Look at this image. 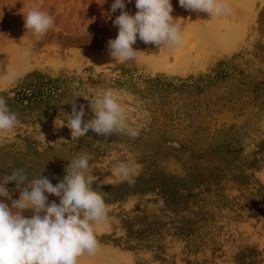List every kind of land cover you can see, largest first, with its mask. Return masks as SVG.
I'll use <instances>...</instances> for the list:
<instances>
[{"label":"rangeland","instance_id":"obj_1","mask_svg":"<svg viewBox=\"0 0 264 264\" xmlns=\"http://www.w3.org/2000/svg\"><path fill=\"white\" fill-rule=\"evenodd\" d=\"M112 3L0 0V67L7 51L23 50V58L9 65L10 75L0 73V97L17 113L16 127L0 134V178L22 168L29 179L42 175L55 185L69 161L88 153L92 187L103 193L109 215L95 225L99 249L85 252L88 259L264 264V36L257 40L247 20L262 0H225L230 11L219 15L171 0L183 42L199 47L196 34L205 31L211 41L233 29L241 33L210 61L186 70L175 66L177 45L139 39L137 57L163 54L157 64L167 67L115 59L108 41L118 35L113 21L120 10L112 12ZM125 3L130 14L138 11L135 0ZM31 8L54 19L42 37L24 28ZM105 91L114 93L126 125L139 136L90 130L72 139L63 123L71 102L84 105L85 119L93 118L89 102ZM121 162L131 169L129 177L120 174ZM6 187L18 192L15 182Z\"/></svg>","mask_w":264,"mask_h":264},{"label":"clouds","instance_id":"obj_2","mask_svg":"<svg viewBox=\"0 0 264 264\" xmlns=\"http://www.w3.org/2000/svg\"><path fill=\"white\" fill-rule=\"evenodd\" d=\"M179 5L211 15L230 11L225 0H179ZM135 7L138 11L133 15L126 10L125 0H113L111 4L112 12L120 10L113 21L118 35L108 41L115 59H136L139 51L133 45L137 39L156 46L181 44L182 29L172 15L171 0H135ZM53 26V17L39 8H31L24 15V28L38 37ZM89 103L93 118L85 119V107L77 106L76 100L70 104L71 113L65 112L63 123L71 130L72 139L78 140L90 130L103 137L114 133L133 139L139 136L138 130L126 125L125 109L112 91H105ZM16 125L17 113L0 97V134L11 132ZM91 158L88 153L77 154L55 185L42 175L29 179L22 168L0 178V264H78L85 252L91 255L98 251L95 225L108 222L109 215L103 193L92 187ZM119 172L129 177L131 169L121 162ZM11 182H15L13 191L19 192L18 199H13L6 187ZM134 182L128 180L130 185ZM49 195L59 198V203L49 201ZM26 210L32 212L30 217L23 215Z\"/></svg>","mask_w":264,"mask_h":264},{"label":"bare ground","instance_id":"obj_3","mask_svg":"<svg viewBox=\"0 0 264 264\" xmlns=\"http://www.w3.org/2000/svg\"><path fill=\"white\" fill-rule=\"evenodd\" d=\"M250 1L253 2V0H233V3L234 4H236V2L249 3ZM261 5H262L261 9L258 11H256L255 9L253 12H251L253 14H251L247 19L248 24H250V26L255 27L254 28L256 32L255 37L257 40L263 38L264 36V0H262ZM211 27H208V29H210ZM215 27L217 28L216 25ZM208 35L209 34H206V31L196 34L198 40H202V43L199 45V47L198 45L193 44V43H186L188 40L187 38H186L187 40H185L186 42H183L184 40H182V43L180 45H177L178 47H175L174 58H175V61L177 62L175 66L178 69L186 70V69L193 67V65L195 64H202V63H206V61H210L216 52L223 51L229 48L232 44V39L240 37L241 33L238 29H233L231 34L229 33L228 36L220 35L221 37H217L215 41L206 40L205 37H207ZM22 58H23L22 48H16V49L7 51L4 55L3 61H1V65H2L0 67L1 76L3 77L6 74L8 75L7 72L10 71L9 65L12 67V65L16 61L18 62ZM137 59L141 62L143 61L147 62L148 60L149 62L154 61L156 62L154 64L157 65L158 67H167L166 65H163V64L162 65L157 64V63H163L165 61V57L163 56V54L142 53L141 55H139V57H137ZM12 198L18 199L19 192L12 194ZM49 201H51L50 195H49ZM4 202L10 204V201L5 200ZM86 256H87V253H84L83 257L80 259V262L78 264H104V262L107 260L106 256H101V257L91 259V260L88 259Z\"/></svg>","mask_w":264,"mask_h":264}]
</instances>
